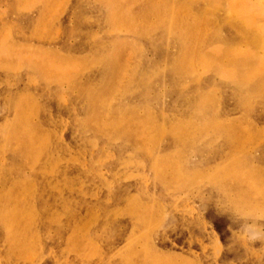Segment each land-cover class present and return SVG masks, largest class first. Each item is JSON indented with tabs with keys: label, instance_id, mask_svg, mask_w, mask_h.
<instances>
[{
	"label": "rangeland",
	"instance_id": "obj_1",
	"mask_svg": "<svg viewBox=\"0 0 264 264\" xmlns=\"http://www.w3.org/2000/svg\"><path fill=\"white\" fill-rule=\"evenodd\" d=\"M0 264H264V0H0Z\"/></svg>",
	"mask_w": 264,
	"mask_h": 264
},
{
	"label": "bare ground",
	"instance_id": "obj_2",
	"mask_svg": "<svg viewBox=\"0 0 264 264\" xmlns=\"http://www.w3.org/2000/svg\"><path fill=\"white\" fill-rule=\"evenodd\" d=\"M132 6V5H131ZM185 6V5H184ZM185 15V14H184ZM205 32V31H204ZM204 38V37H203ZM9 52V51H8Z\"/></svg>",
	"mask_w": 264,
	"mask_h": 264
}]
</instances>
